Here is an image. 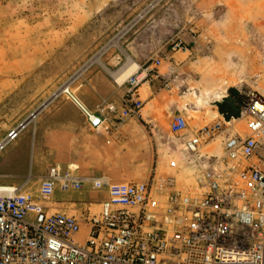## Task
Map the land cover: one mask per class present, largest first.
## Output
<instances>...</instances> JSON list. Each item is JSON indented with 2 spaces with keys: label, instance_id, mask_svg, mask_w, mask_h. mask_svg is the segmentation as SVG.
Masks as SVG:
<instances>
[{
  "label": "rangeland",
  "instance_id": "rangeland-1",
  "mask_svg": "<svg viewBox=\"0 0 264 264\" xmlns=\"http://www.w3.org/2000/svg\"><path fill=\"white\" fill-rule=\"evenodd\" d=\"M115 38L139 66L163 59V79L141 89L140 115L117 122L119 129L109 134L78 119L66 125L64 116H78L66 94L59 107L45 111L60 114L47 122L41 138V122L30 123L0 154V174L23 172L25 159L27 173L33 166L37 172L32 149L42 140L45 167L25 189L35 197L51 167L77 166L84 189L57 186L50 198L38 199L51 212L85 219L106 199L96 180L146 181L156 170L173 171V159L186 176L170 122L182 114L192 127L209 123L219 117L215 103L222 95L254 86L253 77L264 75V0H0V141ZM180 41L184 48L176 46ZM122 49L110 48L103 61L121 68ZM79 79L70 90L81 96L88 89Z\"/></svg>",
  "mask_w": 264,
  "mask_h": 264
},
{
  "label": "built area",
  "instance_id": "built-area-1",
  "mask_svg": "<svg viewBox=\"0 0 264 264\" xmlns=\"http://www.w3.org/2000/svg\"><path fill=\"white\" fill-rule=\"evenodd\" d=\"M162 64L157 57L140 65L116 82L125 88L120 102L104 101L95 111L71 87L62 93L80 106L93 132L109 134L140 115L141 89L163 79ZM252 80L254 86L238 92L239 118L219 113L192 127L184 115L173 117L170 131L180 141L186 176L173 159V171L156 170L146 181L96 180L106 199L85 219L51 212L38 200L57 186L82 190L86 179L75 165L51 167L39 197L25 190L30 180L0 181V264H264V75ZM33 114L0 141V152Z\"/></svg>",
  "mask_w": 264,
  "mask_h": 264
},
{
  "label": "crops",
  "instance_id": "crops-1",
  "mask_svg": "<svg viewBox=\"0 0 264 264\" xmlns=\"http://www.w3.org/2000/svg\"><path fill=\"white\" fill-rule=\"evenodd\" d=\"M108 59H110V56H108ZM107 66L111 70H117L118 69V68H116V64H114L112 62H109L107 64ZM80 81H81V87H85V89L87 88L88 90L82 92L81 96L77 95L76 91L75 92L72 91V93L79 100V102H81V104H83L87 109H89L91 111H95L97 109V107L99 106V104H101L104 101H114V102L119 103L121 100V97L123 96V94L125 92V89L118 90L117 86L114 82V78L107 71H105L100 65H97V64H94L90 68H88L82 74L81 79H79V82ZM75 82H73V83H75ZM83 83H85V84H83ZM71 85H69L68 87H70ZM66 89H64V90H66ZM64 95H66V94H64V93L59 94L52 102H50V104H48L37 115V119L35 120V122L36 123H38V121L41 122V125L39 127H37L39 132H41L40 138L42 137L41 134L44 132V130L47 127V122L50 121V119L52 117H55V115L60 114L58 111H55L52 114H51V112L46 114L45 111H47L48 108H50V111H51V109H53L54 107H59L60 104H62L65 101ZM226 96H231L233 99L237 100V104H238V92H232L231 94H227ZM67 97L69 99H71L73 101V103L75 104V106L77 107L76 111H77L79 117L77 116V118H75V117L71 116L69 118V117L64 116L65 124L67 125L69 123L70 124L72 123L74 125V119H78V121H80V124L82 126L86 127V125H87V127L90 129L88 121H87L82 109L80 108V106L71 97H69V96H67ZM58 119H59V117H58ZM37 126H38V124H37ZM41 142H42V140L39 139V143L36 144L37 141L35 140L34 145H33V149H32L33 150V158L37 159V166H38L39 171L35 172V167L33 166L28 170V173H27L28 167H27V162L25 159V163H24V167H23L24 169L22 168L23 172H20L17 174H15V173L0 174L1 184L21 186V185L26 183L25 182L26 179H27V182H28V180L31 181V179H29V178L34 176V173H35V175H40L43 172V168L45 167V163H43V161L41 159V149H42ZM2 152H0V154ZM85 185H86V183H85ZM85 185H84V187H85ZM99 208H100V204L97 205L96 210H99Z\"/></svg>",
  "mask_w": 264,
  "mask_h": 264
},
{
  "label": "bare ground",
  "instance_id": "bare-ground-1",
  "mask_svg": "<svg viewBox=\"0 0 264 264\" xmlns=\"http://www.w3.org/2000/svg\"><path fill=\"white\" fill-rule=\"evenodd\" d=\"M156 5V3H152L140 16L139 18L143 17L151 8H153ZM120 42H118V39L115 38L112 42H110L108 45H106L102 50H100L87 64H85L84 67H82L76 75H74L72 77V79L68 82V84L63 88L66 89L69 85H71L73 82H75L80 76H82V74L88 69L90 68L92 65L94 64H98L100 65L105 71H107L114 79L116 82H118L119 84H123L124 81L127 79V77L135 72L137 70V68L139 67V63L133 59L126 51H124L121 47H120ZM112 47H117L119 49H122V52L125 54L126 56V63L125 65H123L121 68H118L117 70H111L107 64L103 61V56L104 54L107 52V50H109ZM62 89L59 90L54 96H52L51 99H49L45 104H43V106L36 111L30 118V120H28V122H26L25 127H27L30 123L35 122V120L37 119V115L48 105L50 104V102H52L59 94L62 93L63 91ZM227 97L226 95H222V97L220 99H218L217 101H221L222 98ZM201 102V101H200ZM25 129V128H24ZM23 131V130H22Z\"/></svg>",
  "mask_w": 264,
  "mask_h": 264
},
{
  "label": "water",
  "instance_id": "water-1",
  "mask_svg": "<svg viewBox=\"0 0 264 264\" xmlns=\"http://www.w3.org/2000/svg\"><path fill=\"white\" fill-rule=\"evenodd\" d=\"M215 105L218 107L220 114L228 121L232 118H239L241 116V108L237 104V100L233 99L231 96L222 98V100L217 101Z\"/></svg>",
  "mask_w": 264,
  "mask_h": 264
}]
</instances>
